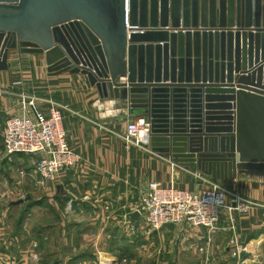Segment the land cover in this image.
<instances>
[{
	"label": "water",
	"instance_id": "1",
	"mask_svg": "<svg viewBox=\"0 0 264 264\" xmlns=\"http://www.w3.org/2000/svg\"><path fill=\"white\" fill-rule=\"evenodd\" d=\"M11 50L143 115L176 164L264 172V0H0V71Z\"/></svg>",
	"mask_w": 264,
	"mask_h": 264
},
{
	"label": "crops",
	"instance_id": "2",
	"mask_svg": "<svg viewBox=\"0 0 264 264\" xmlns=\"http://www.w3.org/2000/svg\"><path fill=\"white\" fill-rule=\"evenodd\" d=\"M8 62L0 71V264H96L98 256L124 264H264V172L222 182L227 203L247 210L221 209L215 229H152L136 211L148 184L200 192L204 173L160 156L149 141L126 140L128 122L143 115L101 99L86 76L50 75L43 55L18 50ZM53 103L78 159L56 182L39 185V154L6 155L2 131L7 118L34 109L48 115ZM232 238L246 246L239 259Z\"/></svg>",
	"mask_w": 264,
	"mask_h": 264
},
{
	"label": "built area",
	"instance_id": "3",
	"mask_svg": "<svg viewBox=\"0 0 264 264\" xmlns=\"http://www.w3.org/2000/svg\"><path fill=\"white\" fill-rule=\"evenodd\" d=\"M208 31V30H207ZM50 105L48 115L34 109L33 116L17 115L5 120L3 126V147L6 155L16 153L39 154L35 169L40 175L39 185L56 182L62 170L72 167L78 159L66 139L60 110ZM126 140L142 146L148 143L149 121L137 117L126 125ZM206 184L200 192H193L159 182L148 184L143 194L137 214L145 223L158 230L166 225L189 223L213 230L217 227L221 209L246 211L241 202L227 203L229 190L221 181L208 175L197 174ZM231 255L242 257L246 246L235 238L230 240ZM97 264H113L112 260L97 259Z\"/></svg>",
	"mask_w": 264,
	"mask_h": 264
},
{
	"label": "rangeland",
	"instance_id": "4",
	"mask_svg": "<svg viewBox=\"0 0 264 264\" xmlns=\"http://www.w3.org/2000/svg\"><path fill=\"white\" fill-rule=\"evenodd\" d=\"M3 149H4V147H3ZM35 246H36V244H35ZM98 258H99V256L97 257V259ZM124 263H125V260L124 259H120V260H117V262H114L113 264H124ZM96 264H97V261H96Z\"/></svg>",
	"mask_w": 264,
	"mask_h": 264
}]
</instances>
